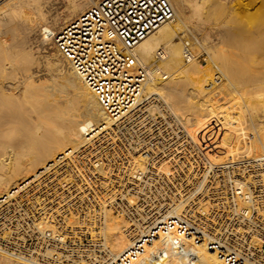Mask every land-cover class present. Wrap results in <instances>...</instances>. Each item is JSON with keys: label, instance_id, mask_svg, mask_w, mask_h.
<instances>
[{"label": "bare ground", "instance_id": "obj_1", "mask_svg": "<svg viewBox=\"0 0 264 264\" xmlns=\"http://www.w3.org/2000/svg\"><path fill=\"white\" fill-rule=\"evenodd\" d=\"M258 1L169 0L176 13L174 21L160 26L136 47L141 62L149 68L144 96L139 99L138 106H145L144 97L150 94L164 97L168 109L178 112L188 136L186 133L184 137L167 138L154 146L145 139L127 140L130 168L122 176L126 182L119 192L124 194L132 186L133 196L128 201L140 203L135 210L139 220L130 223L124 214L114 215L107 211L99 234L106 252L97 258L96 264L113 263L133 248L137 253L132 264H227L211 249L214 236L203 231L205 243L196 247L193 239L162 225L171 220H188L187 217L200 211L207 214L211 206L218 205L205 202L215 185L209 179L213 171L227 176L233 175L234 170L251 174L257 169L256 173H264V138L253 134L241 138L245 131L241 125L233 133L224 130V125L209 121L190 123L179 114L186 101V91L192 85H206L211 95L225 92L223 88L221 92L216 91L218 87L211 68L197 58L185 61L183 34H192L195 44L208 52L213 63H224L219 61V56L226 49L235 50L242 60L251 58L247 45L264 36V19L258 17V14L264 16V10L259 9L260 5L263 8L264 0L257 7L263 13L254 15L257 8L251 10ZM98 2L17 0L0 13V200L7 197L1 201L0 208L32 187L46 172L56 169L62 158L95 142H105L108 138L104 133L112 130L119 120L105 110L55 39L66 24ZM255 16L260 20H254ZM194 19L198 22L194 23ZM16 37L19 42L22 41L20 37L25 40L22 45L14 40ZM15 48L17 54H22L21 59L18 55V59L13 58L14 50L10 49ZM160 49L165 52L156 67ZM181 74L188 75L189 81L185 84ZM233 74L230 72L231 77L235 76ZM167 79L170 80L165 81ZM226 87L230 89L229 85ZM240 104L241 112L237 110L236 113H240L235 116L238 122L247 109L252 112L254 105L247 103L246 109ZM27 106L32 109L28 110ZM156 109L153 104L146 106L150 113ZM248 110L247 113H251ZM220 130L223 134L219 138ZM202 132L206 138H200ZM61 155L63 157L59 158ZM246 181L249 182L250 177ZM235 185L244 190L247 183L238 179ZM169 186L175 189V195L162 194ZM150 187H153L152 193L144 192ZM198 192L199 197L196 196ZM47 227L46 221L35 225L38 231ZM154 232L156 237L152 243L147 242ZM0 264L34 263L32 259L0 248Z\"/></svg>", "mask_w": 264, "mask_h": 264}, {"label": "built area", "instance_id": "obj_2", "mask_svg": "<svg viewBox=\"0 0 264 264\" xmlns=\"http://www.w3.org/2000/svg\"><path fill=\"white\" fill-rule=\"evenodd\" d=\"M175 17L169 0H99L58 32L55 39L61 52L109 115L119 120L112 134H104L105 142L62 158L56 169L2 204L1 250L32 259L34 264H96L106 252L99 234L107 211L124 214L130 223L139 220L135 214L139 203L128 201L132 186L124 194L119 192L126 182L122 176L130 168L127 140L145 139L154 146L167 138L184 137L186 132L160 95L145 96V106H138L149 68L141 62L136 47ZM183 35L185 61L199 59L193 35ZM164 52L158 50L157 63ZM148 104L157 109L146 111ZM256 172L234 170L227 176L213 171L209 179L215 185L205 202L218 205L211 206L207 214L196 212L188 220H171L176 223L162 227L175 228L193 239L196 247L205 243L203 231L214 236L211 249L227 264H264V177L260 176L264 173ZM233 178L247 183L244 190ZM40 221L49 227L35 229ZM153 234L147 242L152 243ZM136 251L133 248L109 264H132Z\"/></svg>", "mask_w": 264, "mask_h": 264}, {"label": "rangeland", "instance_id": "obj_3", "mask_svg": "<svg viewBox=\"0 0 264 264\" xmlns=\"http://www.w3.org/2000/svg\"><path fill=\"white\" fill-rule=\"evenodd\" d=\"M15 1L17 0H0V13H3L7 9H9V3H12ZM260 4H262L261 0H259L256 3V6L254 4L251 7V8L254 7L253 9L251 8L250 9L254 11L255 7L256 8L259 7ZM262 6L264 8V2ZM263 8L260 5L259 9H262L263 11L264 10ZM257 9L256 11H254V15L256 12L257 13L262 12L261 10L259 11V9L258 10ZM253 11H251V13ZM258 15L260 19L262 20L264 19V16L262 14H258ZM256 16L255 18L253 17L254 20L258 19L259 21L260 19L256 18ZM197 22H198V19H194V23H197ZM172 25H175V24L172 23ZM19 39L20 41L22 40L21 41L22 43L19 42L17 37L14 40H16L17 43L22 45L25 40L22 37H20ZM196 47H197L196 48L197 56L201 55V57L197 59V61L200 62L201 64L206 65L209 69L211 68L210 70L212 72L211 73L212 77L215 80L217 87H218L216 88V91L221 92V88H223L225 92L223 93L221 92L218 95L216 94L211 95L210 93L212 91H209L206 85L204 86H200L198 84L192 85L186 91V101L183 103V108L179 112V114H182V117L184 119H189L191 121L190 123H194V122L202 123V122L209 121V122L215 123L216 125L217 124L224 125L225 126L224 130H228L229 132H233V133L237 132L239 126L241 125L242 127L245 128L244 134L243 136H241V138L243 137L249 138L252 134L256 135L259 138H264V56H263L264 55V52H263L264 51V36L263 38L253 40L252 42H250L249 45H247V50L250 51L251 58L249 56L246 60H242L240 56H238V53L235 52V50H230V49L224 50L223 52L224 54L222 53V55L220 54L219 56V61L224 62L222 64H225V65L227 64V67L230 66L228 68L224 67L222 64L213 63L210 55L208 54V52H206V50H203L199 46H196ZM11 50L12 51L14 50L13 51L14 54L12 55L13 58L18 59L19 58L18 56H20L16 52L18 49L16 48L10 49V51ZM231 52L237 55L235 56ZM22 57L23 56L21 54L19 59H21ZM155 64L160 65V62L157 63L156 61ZM230 72L235 73L233 74L235 76L231 77ZM180 76H181L182 83L185 84L186 82L189 81L187 74H181ZM168 80L170 79H167L165 81H168ZM227 85L230 86V89L228 87L225 88V86ZM219 87H220V90H219ZM150 95H157V94H150ZM161 99L167 104L166 99H164V97L161 96ZM238 102L239 104L241 103L240 104L241 107L242 105L244 106L243 108H246L247 103H248V106L249 105L252 106V104L254 103L252 112L246 108L251 113L248 112L249 113L248 114L246 110V114H244L243 116H240L242 120L239 118L240 119L239 122L237 121V118L235 117L236 114H239L241 112V110L238 109V105H239ZM29 108L30 110L32 109V107L29 106L28 110ZM237 110H240V112L238 111L239 113H236ZM169 111L172 114H175V115L178 114L177 111L176 112L172 110H169ZM114 128L115 126L113 127V129ZM107 132L112 134V130H108ZM107 132H105L104 134H107ZM185 132L187 133V136H188V132L186 131V129H185ZM222 134H223V130L222 131L220 130V132H218L217 135L220 138ZM206 137L207 136L205 133L202 132L200 134V138H206ZM237 182H238V179L233 180V183H237ZM152 188L153 187L145 189L144 192L152 193ZM174 190L175 189L172 188V186H169L164 189L162 194L165 193L167 194V196H172V195H175L176 193ZM196 196L197 197L201 196L200 192H198ZM142 203L143 202H141V204ZM138 205H140V203ZM145 210H147V208ZM126 219L130 222V219H128L127 217Z\"/></svg>", "mask_w": 264, "mask_h": 264}]
</instances>
